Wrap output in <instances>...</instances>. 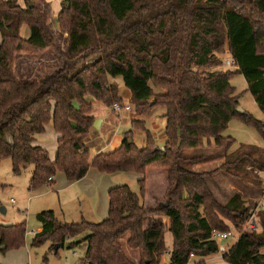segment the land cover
Masks as SVG:
<instances>
[{"label":"trees","instance_id":"1","mask_svg":"<svg viewBox=\"0 0 264 264\" xmlns=\"http://www.w3.org/2000/svg\"><path fill=\"white\" fill-rule=\"evenodd\" d=\"M22 1L0 0V161L10 158L15 174L32 165L31 189L53 184L58 172L81 180L92 166L140 175L139 193L127 185L110 189L109 214L101 222H63L53 210L38 213L42 230L32 246L50 242L58 255L70 237L89 231L70 245L86 243L82 264H208L221 249L214 231L232 232L223 217L239 231L224 260L264 264V211L261 232L244 229L251 212L240 193L222 205L206 180L225 172L260 181L257 172L264 171V148L247 144L229 152L237 140L223 135L233 119L264 135V121L237 111L240 94L231 84L242 74L264 111V0H63L55 17L46 0ZM23 25L30 29L28 38L21 35ZM226 50L236 69L209 71L222 66L219 55ZM38 57L49 61L31 78L28 60ZM118 76L137 116L157 106L166 109L165 140L159 144L143 121L132 120L134 128L144 127V146L130 130L114 150L91 158L89 97L109 108L122 102L118 85L110 82ZM51 122L57 134L54 158L37 144ZM212 145L224 151V162L210 172L190 170L206 157L185 151ZM150 168L157 169L149 187ZM26 233V222L0 224L1 250L23 246Z\"/></svg>","mask_w":264,"mask_h":264},{"label":"rangeland","instance_id":"2","mask_svg":"<svg viewBox=\"0 0 264 264\" xmlns=\"http://www.w3.org/2000/svg\"><path fill=\"white\" fill-rule=\"evenodd\" d=\"M61 0H53L54 10L60 12ZM27 27V25H24ZM30 30V29H29ZM30 36V34H29ZM1 41V38H0ZM222 60V66L209 69V71H226L228 69H236L235 62L228 50L223 55H219ZM38 57L28 60L30 69L27 71L29 77L36 76L39 72L38 67L46 63L49 59ZM92 61V59L90 60ZM50 63H53L50 61ZM24 63L19 62V69L22 70ZM24 70V69H23ZM37 73V74H36ZM110 82H115L119 87V95L122 102L131 105V111H128L119 117L113 113L111 107H107L100 101L89 97V101L93 104L91 115L95 119L102 120L99 129L92 131L87 139V145L91 150V158L96 152H109L120 145L124 134L130 130L133 132V138L140 147L146 144V132L144 127L149 129L155 136L159 144L164 143L165 137L161 134L159 125L162 122V116L166 113V109L161 106L148 115L137 116L134 105L130 102L128 94L129 90L125 87L123 78L118 76L110 78ZM231 84L236 87V92L240 94V106L245 111L252 114L256 119L264 121V111L259 107L252 94L248 91V83L242 74H236L231 78ZM157 92H162L156 89ZM139 117V118H138ZM164 117V116H163ZM132 120L143 121L144 127L134 128ZM161 120V122H160ZM224 136H232L237 140V144L233 145L229 152L241 148V145H257L264 148V135L256 128L245 125L239 119H233L228 128L223 133ZM38 140L39 145L49 151L52 158L55 157V131L53 123H49L46 127L44 135ZM163 140V141H162ZM205 154L206 159L201 163H192L189 165L190 170L195 172H210L217 169L225 160L223 150L212 145L202 150H188L185 155ZM97 153V154H98ZM155 169L150 168L147 173V184L149 187L155 180ZM253 176V170L248 168ZM247 169V170H248ZM33 172V166L28 165L20 174H15L12 170V161L10 158H4L0 161V224L14 225L26 222L27 233L25 244L18 248H12L3 252L0 246V263L1 264H82L86 253V243L83 242L78 246L70 247L72 242L80 241L86 237L89 231H84L77 236L70 237L64 247L59 250V254H55L52 244L47 242L41 246H32L35 235L32 231H38L41 223L37 220V214L45 210H53L60 221L63 222H81L83 220L89 222H101L108 217L109 214V191L111 188L121 185H127L132 191L139 193L140 175L135 172H117L114 174L102 172L96 167H90L87 175L78 182H69L67 176L63 172L56 174L55 183L44 184L37 189L30 188V179ZM260 181L250 180L251 176L246 178H235L219 172L212 177L206 178L208 186L213 192L215 199L222 205H226L234 194L240 195L244 200V205L250 209L251 217L256 221V228L252 230L262 231L260 223V212L264 211V171L257 172ZM215 179L217 186L212 182ZM151 203V202H150ZM150 205V204H148ZM2 207L6 209L3 213ZM226 225L232 230V235L226 240H218L220 248L228 250L237 242L239 231L234 226L233 221L221 217ZM250 221V220H249ZM165 224V222L163 221ZM166 225V224H165ZM169 225V224H168ZM245 229V228H244ZM251 230V229H249ZM169 231L165 233V240L168 243ZM168 246H172L168 244ZM133 260L136 262L138 258L136 254L126 248ZM221 251V250H220ZM263 251V250H262ZM221 254H218L220 256ZM167 262L169 255L164 257ZM163 261V260H162ZM224 261V264H228ZM164 262V261H163ZM209 264V263H208Z\"/></svg>","mask_w":264,"mask_h":264},{"label":"crops","instance_id":"3","mask_svg":"<svg viewBox=\"0 0 264 264\" xmlns=\"http://www.w3.org/2000/svg\"><path fill=\"white\" fill-rule=\"evenodd\" d=\"M20 2L21 3H24V1H22V0H20ZM46 2L49 4V6H50V10H51V14L55 17V16H57L58 15V13L59 12H57V11H55L54 9V6H53V0H46ZM61 2H63V0H61ZM29 34H30V30H29V27L27 26H22V28H21V35L23 36V37H25V38H28L29 37ZM0 38H1V35H0ZM128 94V97H129V100H130V93H127ZM163 116H164V114H163ZM162 116V122H161V120H160V122H161V125H159V127H160V130H161V134H163V132H164V127H165V124H166V118H164ZM139 118V117H138ZM45 133H43V134H41V135H44ZM41 135H39L38 136V138H37V144H39L40 142H38V140H40V136ZM55 140H56V147H57V134L55 133ZM163 141V140H162ZM41 145V144H40ZM56 147H55V149H56ZM98 152H96V154H97ZM96 154H94V155H96ZM191 156V155H190ZM202 162V161H201ZM201 162H194V163H201ZM55 179H56V176L53 178V183H55ZM78 181H80V180H78ZM78 181H69V182H71V183H74V182H78ZM208 182V181H207ZM214 184L213 185H218L217 184V182H215V179L212 181ZM241 192V191H240ZM239 192V193H240ZM241 194H242V192H241ZM162 219H163V221L165 222V224L166 225H168L169 224V220H168V218H166L165 216H163L162 217ZM42 230V227L40 226V228L38 229V231H36V233H39L40 231ZM167 239H168V243H167V245L168 244H171L172 242H173V239H172V235H171V233L170 234H168V237H167ZM232 247H229V249L228 250H225L224 248H222V249H220L221 251L219 252V253H217V254H214V255H212V256H209L207 259H206V261L209 263V264H224V261H221V260H224V255L226 254V253H228L229 251H230V249H231ZM218 254H221L220 256H218ZM163 261L164 262H166L164 259H163ZM226 262V261H225ZM227 263V262H226Z\"/></svg>","mask_w":264,"mask_h":264},{"label":"built area","instance_id":"4","mask_svg":"<svg viewBox=\"0 0 264 264\" xmlns=\"http://www.w3.org/2000/svg\"><path fill=\"white\" fill-rule=\"evenodd\" d=\"M113 113L117 114L119 117H121L122 114L131 111V105L130 104H125L124 102H115L112 107H111ZM53 179H50L52 181ZM257 224L256 221L252 218L250 221H248L244 228L245 229H254L256 228ZM32 233L35 235L36 232L32 231ZM232 235V232H225V231H219L216 230L213 233V238L218 240H226ZM239 237V235L237 236ZM238 239V238H237Z\"/></svg>","mask_w":264,"mask_h":264},{"label":"water","instance_id":"5","mask_svg":"<svg viewBox=\"0 0 264 264\" xmlns=\"http://www.w3.org/2000/svg\"><path fill=\"white\" fill-rule=\"evenodd\" d=\"M30 5L32 6V2H31V1H30ZM237 111H238L240 114H244V113H245V109H243L241 106H238ZM101 122H102L101 119H99V118L95 119V121H94V123H93V127H94L95 129H99L100 126H101ZM2 211H3V213H6V209H5L4 207H2Z\"/></svg>","mask_w":264,"mask_h":264}]
</instances>
